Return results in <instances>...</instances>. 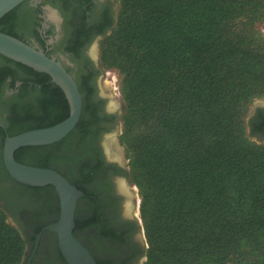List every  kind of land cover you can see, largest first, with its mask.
I'll return each mask as SVG.
<instances>
[{"label": "trees", "instance_id": "trees-1", "mask_svg": "<svg viewBox=\"0 0 264 264\" xmlns=\"http://www.w3.org/2000/svg\"><path fill=\"white\" fill-rule=\"evenodd\" d=\"M24 1L0 18L1 32L14 36ZM259 8L253 0L121 2L101 59L123 74V141L142 195L145 264H248V255H264V190L254 184L264 161L235 116L246 86L264 85L252 33L260 17L248 27L237 19ZM55 88L64 107L57 123L69 106ZM24 148L14 152L18 162ZM21 251L20 233L0 211V264H18Z\"/></svg>", "mask_w": 264, "mask_h": 264}, {"label": "flooded vegetation", "instance_id": "flooded-vegetation-1", "mask_svg": "<svg viewBox=\"0 0 264 264\" xmlns=\"http://www.w3.org/2000/svg\"><path fill=\"white\" fill-rule=\"evenodd\" d=\"M114 4L115 0H25L17 11L14 36L63 65L83 107L81 122L61 143L24 146L17 157L37 167L48 161L44 167L60 172L83 192L77 200L73 235L97 264H141L143 240L126 188L125 167L113 157V142L108 143L118 112L102 105L105 97L96 77L100 72L96 42L114 24ZM5 58L0 54V208L18 227L30 229V235L39 234L37 243L36 236L28 241L23 264H67L56 233L45 229L60 215L54 187L19 183L3 162L7 137L55 124L64 112L63 103L57 85L51 80L42 83L36 74L43 72ZM250 129L264 134V107H257Z\"/></svg>", "mask_w": 264, "mask_h": 264}, {"label": "water", "instance_id": "water-1", "mask_svg": "<svg viewBox=\"0 0 264 264\" xmlns=\"http://www.w3.org/2000/svg\"><path fill=\"white\" fill-rule=\"evenodd\" d=\"M24 0H0V18ZM0 54L49 75L64 93L69 105L68 116L50 126L28 130L7 137L3 146V162L9 175L19 183L42 187L51 185L59 197L60 215L45 227L57 235L58 245L67 264H97L90 251L73 235L77 200L83 192L60 172L18 162L14 152L20 147L48 145L65 137L76 125L81 112V96L71 75L63 65L23 40L0 31ZM39 234L36 236L37 243Z\"/></svg>", "mask_w": 264, "mask_h": 264}, {"label": "rangeland", "instance_id": "rangeland-1", "mask_svg": "<svg viewBox=\"0 0 264 264\" xmlns=\"http://www.w3.org/2000/svg\"><path fill=\"white\" fill-rule=\"evenodd\" d=\"M123 0H115V18L113 26L104 34L103 37L99 38L96 42L97 44V52L99 55L98 63L100 72L97 74V81L99 91L105 97V100L102 102V105L106 107L110 106L111 109H115L118 112L117 118V126L115 127V134L109 138L108 143L113 142L112 154L114 158H118L122 161V164L125 167V174L127 177L126 180V188L128 189L129 195L132 198V211L134 217L137 220L139 226V232L141 234L143 240V253L141 257V264H145L146 261V250L148 249V243L146 241L145 232H144V224L141 217L140 212V203H141V192L140 188L136 181H134L132 173H131V164L133 160V152L123 141V133H124V124L123 117L126 113V105L127 102L125 100V96L123 93L122 79L123 74L114 66L106 65L103 63L101 59V50L103 48L104 42L107 38L112 34V31L115 30L118 13L121 7V2ZM254 5L260 3L262 8L254 9L253 12L242 11L239 13L238 18L241 23L246 27L249 26L248 20L252 17L259 18L256 19L257 22L254 23L252 28V33L255 34V37L258 39V43L264 52V0H253ZM239 21V20H236ZM245 21V22H244ZM245 23V24H244ZM247 23V24H246ZM240 25L234 24L233 28L238 29ZM249 29V28H248ZM246 90L249 92L248 98L246 100H238L236 103V121H238V133L241 135V138L248 142L251 145L257 146L260 153H262V160L264 161V134H253L250 129L251 118L254 116L257 107H264V85H248L246 86ZM33 157L29 158L32 159ZM58 165L62 166V162H57ZM256 182L254 184H259L261 188L264 190V167L260 172L257 173ZM256 178V179H257ZM5 214V219L8 223H10L21 235L22 238V251L21 257L18 264H23L27 250H28V241L32 240L33 235H30V229L27 227H18L9 217L8 215L1 210ZM248 264H264V255H248L247 256Z\"/></svg>", "mask_w": 264, "mask_h": 264}]
</instances>
